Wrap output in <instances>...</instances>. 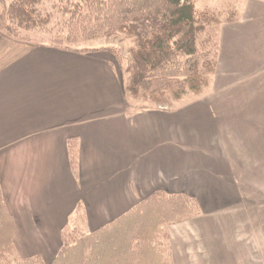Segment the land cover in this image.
Masks as SVG:
<instances>
[{
    "label": "crops",
    "instance_id": "obj_1",
    "mask_svg": "<svg viewBox=\"0 0 264 264\" xmlns=\"http://www.w3.org/2000/svg\"><path fill=\"white\" fill-rule=\"evenodd\" d=\"M241 13L220 28L214 87L206 96L169 110L135 111L113 53L19 41L5 32L0 11V179L21 256L49 263L77 209L92 232L157 190L196 197L206 216L226 207L234 212L243 189L229 127L264 123L257 81L227 88L264 66V0H248ZM206 216L195 220L202 231L230 217V228L237 227L243 218ZM186 239L171 230L175 264H254L258 257L243 236L230 252L208 243L197 252Z\"/></svg>",
    "mask_w": 264,
    "mask_h": 264
},
{
    "label": "trees",
    "instance_id": "obj_2",
    "mask_svg": "<svg viewBox=\"0 0 264 264\" xmlns=\"http://www.w3.org/2000/svg\"><path fill=\"white\" fill-rule=\"evenodd\" d=\"M44 5L45 0H0L8 35L22 39L24 31H42L50 36L48 45L76 52L84 50L71 45L121 35L131 39L127 98L181 100L189 93L203 95L211 84L220 48L211 28L224 21L199 10L196 0H59L51 10ZM70 149L75 166L78 143ZM201 212L196 197L157 190L95 231L66 235L48 263L41 255H19L0 179V264H172L159 243L162 230Z\"/></svg>",
    "mask_w": 264,
    "mask_h": 264
},
{
    "label": "rangeland",
    "instance_id": "obj_3",
    "mask_svg": "<svg viewBox=\"0 0 264 264\" xmlns=\"http://www.w3.org/2000/svg\"><path fill=\"white\" fill-rule=\"evenodd\" d=\"M54 1L59 2V0H45L44 8L46 7V9L51 10ZM247 1L248 0H196V7L201 11L208 10L218 14L222 21H224L222 23L223 25L224 23L240 21L242 19L241 11L243 10ZM222 25H215L211 28V32L214 36L215 41L220 42V28ZM5 32L7 33L6 28ZM8 36L11 37L10 35ZM21 37L22 39L17 40L36 44H47L49 43L50 36L42 31L29 30L24 31L21 34ZM132 46V40L126 39L121 35L107 38H98L88 42H82L79 45L73 44L71 45V48L84 50L79 52L84 54L89 52H96L94 51L96 49H106L107 51H110L119 60L123 68L127 83L126 69L130 62L129 49ZM215 74L211 75V84L203 95L198 96L193 93H189L181 100H173V98H169V96H160L155 99H135L129 96L127 99L130 105H132V109L135 111L145 110L149 108L169 110L177 106L178 103L183 104L184 100L189 101L190 99H197L202 98V96H206L210 89L214 87L213 83ZM256 81L258 82V90L264 91V89H261L264 87L263 65H260V68L258 70L253 71L248 76L244 77V79L240 78L234 82H231L229 87L227 88L237 87L240 83L253 84ZM246 98H249V96ZM248 102H254V100H250ZM251 125H247V123L244 122V127H241V129H233V127H229V131H231V134L233 132H236V134L230 135L232 143H235L232 144L233 147H231L234 148L233 154L235 162L239 164V174L237 175V178L239 183L241 184V188L243 189V192L239 193L242 195V199H240L238 203L234 204L235 208L233 209V211L237 215H242L243 218L238 220L237 227H231L233 229H231L230 225L228 224L231 220L230 217L228 221H224L225 219H223V223L217 224L216 226L214 225L211 231H202V227L195 225V223L199 221H195L196 219H198V217H201L204 214L206 216L205 211H203L202 209V212L200 213L201 216L199 215L190 219L173 222L166 225L162 230V234L160 235L159 243L160 245L162 244L164 247H167V252L169 253L172 264H175V262L172 251L171 230L183 232L184 237L187 238L184 243L188 242L189 244L188 249H191L193 246L195 247L194 249L195 251L197 250V252L202 251L206 243L209 244V248H212L214 250H216L217 247L221 245L222 250H229L230 252L231 246L233 244L237 243V245H239L240 247V236H243V238L245 239V247L252 248L258 254V257L256 256V254L253 256V263L264 264V123L259 121V123ZM240 130L242 131V134L240 133ZM81 211V209H77V211L72 216L68 228L64 230L63 240L64 237L68 234L91 232L88 230V228L84 227L86 219L82 218L80 214L82 213ZM231 211L232 210H230L229 207H226L213 211L211 210L208 215H210V219L213 220L220 215L234 213ZM207 216L204 218V220L207 219ZM202 218H200V221H202ZM234 226H236V224ZM208 232L210 233L208 235H205V233ZM236 234L238 235L235 237ZM215 235H217V237H215ZM118 245L120 246V244Z\"/></svg>",
    "mask_w": 264,
    "mask_h": 264
}]
</instances>
